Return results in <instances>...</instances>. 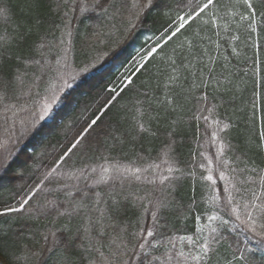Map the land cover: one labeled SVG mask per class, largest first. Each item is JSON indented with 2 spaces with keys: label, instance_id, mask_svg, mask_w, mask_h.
I'll use <instances>...</instances> for the list:
<instances>
[{
  "label": "trees",
  "instance_id": "trees-1",
  "mask_svg": "<svg viewBox=\"0 0 264 264\" xmlns=\"http://www.w3.org/2000/svg\"><path fill=\"white\" fill-rule=\"evenodd\" d=\"M232 1L214 0L176 33L177 18L206 0H0V211L32 193L24 210L0 215L7 264H118L112 240L121 228L151 224L145 207L167 205L160 213L166 236L192 235L196 217L206 224L214 210L209 199L225 197L219 171L234 177L237 201L245 189L248 197L254 185L259 191L264 0H251L255 32L241 20L249 12L242 0ZM59 60L80 75L35 122ZM96 119L84 142L64 156ZM220 143L227 167L217 162ZM201 153L213 160L215 191L202 179L208 162ZM106 166L113 170L102 178ZM169 166L179 169L177 179L162 185L159 175ZM134 168L143 170L139 179L123 171ZM229 227L213 245L210 264H264L258 239Z\"/></svg>",
  "mask_w": 264,
  "mask_h": 264
},
{
  "label": "snow or ice",
  "instance_id": "snow-or-ice-1",
  "mask_svg": "<svg viewBox=\"0 0 264 264\" xmlns=\"http://www.w3.org/2000/svg\"><path fill=\"white\" fill-rule=\"evenodd\" d=\"M151 2V0H150ZM243 4L247 7L249 12L246 15L241 16V20L250 21L249 26L253 32L256 31V13L251 0H242ZM214 5V0H206L203 4H198L192 8V11L185 18L179 16L177 19L180 21V27L176 29V33L185 27L188 20H191L193 16L199 17L205 10L209 9ZM3 9H0L2 12ZM215 13H213V16ZM212 23H216L215 19H212ZM174 33L173 35H175ZM233 40L237 37L233 36ZM63 43V42H62ZM156 49L153 48L154 52ZM235 52V49H233ZM151 54V53H149ZM210 62H213L210 60ZM61 79H63L61 77ZM67 83V81H64ZM62 90V87L60 88ZM48 91L51 92V96L48 101L44 102L40 109V118L48 115V112L52 108V104L55 103L57 98V89L55 85H52ZM210 111V110H209ZM207 121L208 117H204ZM99 123L98 119L92 120L90 124L83 129L80 139H77L75 143L71 144V147L64 156H67L70 152L77 149L87 138L88 134L91 133L93 128ZM218 124V122H215ZM224 128H228V124L223 125ZM141 131H146L143 124L139 125ZM259 138L264 142V130L259 133ZM212 143H217V132L212 133ZM225 145L220 143L217 148L216 158L218 164H222L227 167L229 164L228 160H222V155ZM201 156L207 160V172L208 175L202 177L206 181H210L213 191L217 184V179L213 176V160L205 153H201ZM63 159V157H61ZM153 170L159 168V165H150ZM200 168H205L203 163L200 164ZM119 170V169H117ZM95 171V169H93ZM126 172H131L136 175V179H139L138 175L143 170L140 168L125 169ZM178 172L179 169H174L169 166L167 169V175H159V181L163 185L165 182L172 179H177L173 176V172ZM109 172V168L104 167L101 169L102 178ZM253 172H257L253 169ZM195 175V173H191ZM219 180L224 182L223 193L225 197L221 200L219 195H213L208 203L211 204L212 214L206 216V224L201 225V216L196 217L197 227L195 233L192 235H180L176 237L166 236V224H162L161 221V209L167 207V205L158 201L154 206L145 207V213L150 211L151 224L141 223L137 230L128 232L126 228H121L120 233L112 240V247L114 248V255L118 264H210L211 255L213 252V245L218 244L224 239V232L222 230H230L229 226L235 228H241L242 231H247L252 234L251 238H257L261 246H264V169L257 172L256 178L258 179L259 191L256 190L255 185L251 190V195L248 197V190H244V197L241 201H237L234 193H240L241 189L236 188L232 183L234 177H230L225 171H219ZM253 179V177H249ZM155 182V181H153ZM32 193L29 192L20 202L17 207H5L0 211V215H7L10 213H18L24 210L29 204ZM234 218V219H233ZM103 213L99 220L98 233L103 235L105 231V225L103 224ZM219 221L218 226H214L215 222ZM258 221H262L259 222ZM91 223V222H90ZM205 228L207 234H205ZM91 226L85 228V233L91 231ZM54 236V234H53ZM176 241L180 242L179 248H177ZM99 241H97L98 243ZM185 242H187L185 244ZM103 247V245H101ZM160 247H164L166 252L162 255L153 256L152 251H158ZM188 248L186 251L185 248ZM99 255L103 258L104 253L99 252ZM110 264V262H109Z\"/></svg>",
  "mask_w": 264,
  "mask_h": 264
},
{
  "label": "rangeland",
  "instance_id": "rangeland-1",
  "mask_svg": "<svg viewBox=\"0 0 264 264\" xmlns=\"http://www.w3.org/2000/svg\"><path fill=\"white\" fill-rule=\"evenodd\" d=\"M232 3H234V0L232 1ZM235 27L238 28V25H236ZM152 52L153 51H151L150 53H152ZM149 55L150 54L148 53L146 56H138L133 61V63H132L133 66H140L144 62L145 58L147 56H149ZM78 73H79V70L75 69L70 64L66 63V61L64 62L62 60V61H60V62L57 63V66L54 67V72L52 73V75L49 78V84H48V88H47V92H46L45 97H42L41 99H39L38 103L35 106V110H36L35 111L36 112V114H35V120L36 121L35 122L41 120V118H40V109H41V106H42V104L44 102L48 101L49 98H50V96H51V92L48 91V89L52 85H55L56 86V89H57V98H56V101H57V99H58L60 93L63 91V89H65L68 85H70L71 84V81L74 80L78 75H80ZM61 77L63 79H61ZM126 80L128 81L129 78H126ZM64 81H67V83H64ZM61 87H62V90H60ZM46 116H44L42 119H44ZM35 122H33V123H35ZM2 152H3V146H2V144L0 142V157L2 155ZM106 167L109 168V172L107 174H105L103 178H108V176H110V172L113 170L109 166H106ZM102 168H104V167H102ZM102 168L99 169L100 174H101V169ZM123 171L126 172L125 170H123ZM223 184H224V182H223ZM35 219H37V218H35ZM0 264H7L6 261L4 260V258H2L1 256H0Z\"/></svg>",
  "mask_w": 264,
  "mask_h": 264
}]
</instances>
